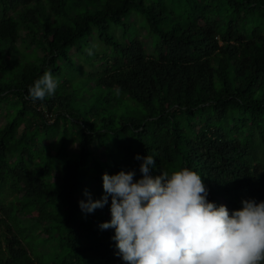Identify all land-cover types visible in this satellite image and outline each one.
Listing matches in <instances>:
<instances>
[{
  "label": "trees",
  "instance_id": "trees-1",
  "mask_svg": "<svg viewBox=\"0 0 264 264\" xmlns=\"http://www.w3.org/2000/svg\"><path fill=\"white\" fill-rule=\"evenodd\" d=\"M136 154L264 201V0H0V264H125L78 201Z\"/></svg>",
  "mask_w": 264,
  "mask_h": 264
},
{
  "label": "clouds",
  "instance_id": "clouds-1",
  "mask_svg": "<svg viewBox=\"0 0 264 264\" xmlns=\"http://www.w3.org/2000/svg\"><path fill=\"white\" fill-rule=\"evenodd\" d=\"M91 54V52L89 53ZM58 78L45 71L27 89L30 102L53 97ZM135 171L101 176L103 195L78 201L82 213L109 204L115 255L125 264H264V201L242 200L231 213L210 202L201 176L188 167L151 176L153 156L139 154Z\"/></svg>",
  "mask_w": 264,
  "mask_h": 264
},
{
  "label": "rangeland",
  "instance_id": "rangeland-1",
  "mask_svg": "<svg viewBox=\"0 0 264 264\" xmlns=\"http://www.w3.org/2000/svg\"><path fill=\"white\" fill-rule=\"evenodd\" d=\"M133 19H136V17H133L132 20H133ZM142 36H143V35H142ZM93 41L96 42V38H94ZM74 52H75V51L73 50L72 53H74ZM3 107H5V105H3ZM94 149L96 150V148H94ZM96 151L98 152V150H96ZM222 205H223V204H222Z\"/></svg>",
  "mask_w": 264,
  "mask_h": 264
}]
</instances>
